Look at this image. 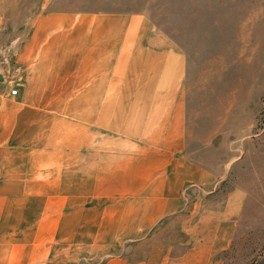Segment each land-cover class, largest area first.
<instances>
[{"label": "crops", "instance_id": "1", "mask_svg": "<svg viewBox=\"0 0 264 264\" xmlns=\"http://www.w3.org/2000/svg\"><path fill=\"white\" fill-rule=\"evenodd\" d=\"M0 65L19 90L0 93V166L40 184L52 211H128L114 239H0V264L100 262L133 241L135 259L100 264H223L243 197L207 203L220 174L191 150L189 59L145 12L0 0Z\"/></svg>", "mask_w": 264, "mask_h": 264}, {"label": "rangeland", "instance_id": "2", "mask_svg": "<svg viewBox=\"0 0 264 264\" xmlns=\"http://www.w3.org/2000/svg\"><path fill=\"white\" fill-rule=\"evenodd\" d=\"M90 1L95 9L145 12L187 54L190 73L183 94L198 134L192 135L191 150L220 174L207 203L222 208L230 191L243 197L235 237L220 256L223 264H264V0ZM17 88L0 65V93L7 89L12 95ZM11 157L0 152V163H10ZM4 165L0 239L31 243L104 235L108 240L114 239L111 227L128 219V211H52L51 201L38 198L40 184H22L20 169ZM42 204L48 205L46 211ZM100 225L106 226L104 232ZM133 242L103 248L107 256L100 262L89 255L68 264H100L113 257L132 261Z\"/></svg>", "mask_w": 264, "mask_h": 264}, {"label": "built area", "instance_id": "3", "mask_svg": "<svg viewBox=\"0 0 264 264\" xmlns=\"http://www.w3.org/2000/svg\"><path fill=\"white\" fill-rule=\"evenodd\" d=\"M17 93V91L14 89V90H12V94H16Z\"/></svg>", "mask_w": 264, "mask_h": 264}]
</instances>
